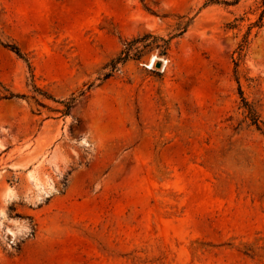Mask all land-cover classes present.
<instances>
[{
  "label": "rangeland",
  "instance_id": "obj_1",
  "mask_svg": "<svg viewBox=\"0 0 264 264\" xmlns=\"http://www.w3.org/2000/svg\"><path fill=\"white\" fill-rule=\"evenodd\" d=\"M233 2L0 0V264H264V0Z\"/></svg>",
  "mask_w": 264,
  "mask_h": 264
},
{
  "label": "trees",
  "instance_id": "obj_2",
  "mask_svg": "<svg viewBox=\"0 0 264 264\" xmlns=\"http://www.w3.org/2000/svg\"><path fill=\"white\" fill-rule=\"evenodd\" d=\"M238 1L239 0H234L233 3L235 4ZM211 2L216 3L217 1H211ZM147 41L148 43H145ZM140 43H142L143 45H141L140 47H137V44H140ZM1 45L4 48L11 50L17 57L22 58V54L17 47L13 45H3V44ZM147 50L149 51L157 50L160 56H165L166 50H167V41H164L163 39L156 38V37H153L152 35L147 34L141 38H136L132 40L131 42L126 43L124 45V50L120 52L119 56L111 60L107 65H105L104 69L108 68L109 71L103 75V78L101 79V81L105 82L106 80H108L112 76V74L118 70V66L124 65L127 62V60L130 59V56H132L133 54L135 56H141ZM242 50L243 49L241 47V49H239L237 53V61L241 60ZM9 98H21V97H19L18 95L10 94ZM68 105L69 103L67 104V106Z\"/></svg>",
  "mask_w": 264,
  "mask_h": 264
},
{
  "label": "water",
  "instance_id": "obj_3",
  "mask_svg": "<svg viewBox=\"0 0 264 264\" xmlns=\"http://www.w3.org/2000/svg\"><path fill=\"white\" fill-rule=\"evenodd\" d=\"M162 64H163V62L161 63H159V62H157V63H155V68H158V69H161V67H162ZM147 69H148V67H146Z\"/></svg>",
  "mask_w": 264,
  "mask_h": 264
},
{
  "label": "bare ground",
  "instance_id": "obj_4",
  "mask_svg": "<svg viewBox=\"0 0 264 264\" xmlns=\"http://www.w3.org/2000/svg\"><path fill=\"white\" fill-rule=\"evenodd\" d=\"M149 67H150V65H149Z\"/></svg>",
  "mask_w": 264,
  "mask_h": 264
}]
</instances>
